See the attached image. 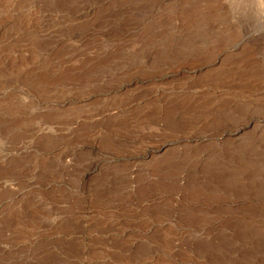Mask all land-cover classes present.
I'll use <instances>...</instances> for the list:
<instances>
[{
	"label": "rangeland",
	"instance_id": "374dc122",
	"mask_svg": "<svg viewBox=\"0 0 264 264\" xmlns=\"http://www.w3.org/2000/svg\"><path fill=\"white\" fill-rule=\"evenodd\" d=\"M252 14L0 0V264H264Z\"/></svg>",
	"mask_w": 264,
	"mask_h": 264
},
{
	"label": "bare ground",
	"instance_id": "6f19581e",
	"mask_svg": "<svg viewBox=\"0 0 264 264\" xmlns=\"http://www.w3.org/2000/svg\"><path fill=\"white\" fill-rule=\"evenodd\" d=\"M252 2L253 14L251 19L253 23V35L264 34V0H252ZM238 15L241 20L243 18L242 11H239Z\"/></svg>",
	"mask_w": 264,
	"mask_h": 264
}]
</instances>
